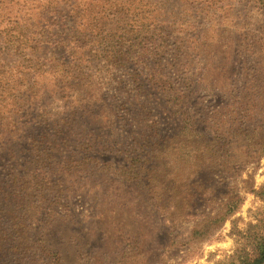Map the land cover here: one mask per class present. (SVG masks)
I'll return each mask as SVG.
<instances>
[{
    "label": "rangeland",
    "instance_id": "obj_1",
    "mask_svg": "<svg viewBox=\"0 0 264 264\" xmlns=\"http://www.w3.org/2000/svg\"><path fill=\"white\" fill-rule=\"evenodd\" d=\"M260 247L264 0H0V264Z\"/></svg>",
    "mask_w": 264,
    "mask_h": 264
},
{
    "label": "trees",
    "instance_id": "obj_2",
    "mask_svg": "<svg viewBox=\"0 0 264 264\" xmlns=\"http://www.w3.org/2000/svg\"><path fill=\"white\" fill-rule=\"evenodd\" d=\"M192 131L193 130H187V132H186L187 137H189V135L191 134ZM194 131H195V133L197 135L195 139H199V133H198V131H196V130H194ZM242 132H243L245 138H247L248 137V134L245 131H242ZM132 170L130 169L127 172V173H129V176L130 177H131L132 174H135V175H132L131 179L132 180H136V177H137V179H141L140 174L138 172H136V171H135V173H131ZM11 213H12V211H11ZM15 215L16 214L13 213V216H15ZM15 219H17V218H15ZM263 262H264V248L263 247H260L259 248V255H258V257L255 258L251 264H262Z\"/></svg>",
    "mask_w": 264,
    "mask_h": 264
}]
</instances>
